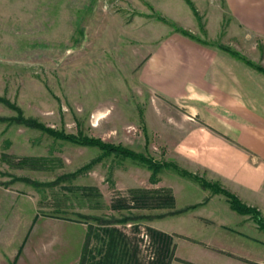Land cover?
Segmentation results:
<instances>
[{
  "label": "rangeland",
  "instance_id": "374dc122",
  "mask_svg": "<svg viewBox=\"0 0 264 264\" xmlns=\"http://www.w3.org/2000/svg\"><path fill=\"white\" fill-rule=\"evenodd\" d=\"M192 2L201 23L183 0H0V96L46 127L81 130L219 181L174 150L192 124L184 103L150 91L139 74L140 64L172 31L154 15L192 26L207 39L204 24L218 15L212 8L224 10V4ZM222 23L215 41L264 66V48L226 33V13ZM14 115L0 103V117ZM98 153L0 122V264H264V230L248 215L233 211L229 218L223 195L172 170H162L152 184L147 168L110 156L52 186L16 179L56 181ZM22 157L48 161L43 169L6 162ZM136 187L170 188L174 205L133 201L128 189ZM228 190L264 219V186L249 200ZM175 209L181 212L169 214ZM151 229L168 236L169 246ZM110 238L118 245L113 257L107 254Z\"/></svg>",
  "mask_w": 264,
  "mask_h": 264
},
{
  "label": "crops",
  "instance_id": "0c3cea01",
  "mask_svg": "<svg viewBox=\"0 0 264 264\" xmlns=\"http://www.w3.org/2000/svg\"><path fill=\"white\" fill-rule=\"evenodd\" d=\"M223 1L224 10L213 7L218 15L204 24L207 39H218L226 13V33L264 48V0ZM139 74L150 91L187 109L192 124L177 140V154L241 197L258 195L264 186V75L172 31L149 53ZM222 211L235 216L228 205Z\"/></svg>",
  "mask_w": 264,
  "mask_h": 264
},
{
  "label": "trees",
  "instance_id": "16d2710c",
  "mask_svg": "<svg viewBox=\"0 0 264 264\" xmlns=\"http://www.w3.org/2000/svg\"><path fill=\"white\" fill-rule=\"evenodd\" d=\"M183 1L188 5V7L190 8L194 16L201 23L199 14L192 0H183ZM221 2L224 3L223 0H221ZM154 16L157 20L171 26L173 32L179 33L199 43L202 46H205L208 48H215L222 52H225L228 55L232 56L233 58L238 59L239 61L244 63L246 66L264 75V66L247 58L245 55L236 51L234 48H231L228 45H225L219 41L202 38L194 34L192 31L176 25L173 21L168 20L166 17L160 14H156ZM200 25H201L200 26L201 29L203 30V25L202 24ZM142 63L140 65H142ZM0 103L11 108L15 112V115L11 117H0V122H6L8 124L15 123L18 125H22L24 127L35 128V129L40 130L41 132L48 134L49 136H51L52 138L56 140H62L64 142H69L71 144H75L79 146L96 148L99 151V153L94 158H92L88 163L79 167L78 169H76L74 172L70 174H64L61 177H58L56 181L39 183L35 181H30L27 178H16L17 180L31 182V184H34L36 186H41V187L52 186L55 184V182H58L60 180H70L78 176L79 174L86 173L98 162H102V160H104L105 158L113 156L119 160H131L137 165L147 168L150 171L149 182L152 184H156L159 181V178L157 175L164 169L172 170L179 176L191 178L192 180L196 181L201 188L208 189L211 193H214V194L223 195L232 210H234L235 212L241 215L250 216L252 220L257 224V226L261 230H264V219L261 215V212L256 207L247 205L246 203L242 202L236 194H234L233 192H231L230 190L222 186L220 181H217V180L209 181L206 178H204L203 175L197 174L195 172L193 173L184 168H181L174 162L156 161L151 156H148L145 153L136 152L126 146H123L122 144H114L112 142L104 141L99 137L88 136L84 134L81 130H79L76 134H72V133H65L62 130L58 131L56 129L46 127L43 123L38 122L36 119L32 117L24 116L22 110L14 103H11L9 99H7L4 96H0ZM8 160L9 159H7L6 162L10 163V165L16 164L18 166L27 167L31 169H43L45 162L48 161L47 159L34 158V157H22L17 162H13L12 159L11 161H8ZM80 189L90 190L93 188L92 187H80ZM128 194L133 201H137V202L141 200L142 201H146V200L154 201L155 200L160 206H161V203H162V206H165V207H170V206L172 207L174 205V198H173L170 188L145 189V188L136 187V188L128 189ZM195 206L196 205H193L191 207L194 208ZM187 208H190V207H187ZM179 212L181 211L175 209L174 211L169 212V214L179 213ZM129 219L130 218H123L121 219V221L126 222ZM153 234L160 235L161 238L164 239V245L169 246L168 244L170 243L169 242L170 239L168 238V236L166 237L163 233L151 229V235L153 236ZM106 245H107V251H110V253H107L108 257L109 255L113 257L115 254L114 251L116 250L118 246L115 239L110 238V240L107 241ZM84 260H85V257L84 255H82L81 262L83 263ZM98 264H100V262H98ZM165 264H168V263H165Z\"/></svg>",
  "mask_w": 264,
  "mask_h": 264
}]
</instances>
